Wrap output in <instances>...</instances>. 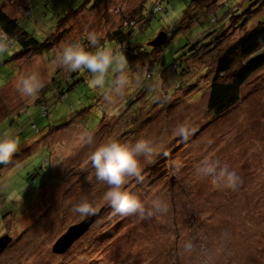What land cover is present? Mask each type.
Returning <instances> with one entry per match:
<instances>
[{"label": "rangeland", "instance_id": "rangeland-1", "mask_svg": "<svg viewBox=\"0 0 264 264\" xmlns=\"http://www.w3.org/2000/svg\"><path fill=\"white\" fill-rule=\"evenodd\" d=\"M139 1L142 0H112L111 13L101 15V7L91 17L84 15L76 20V32L68 39H86L88 31L102 37L106 28L112 29L118 23L121 11L127 14ZM156 1L159 0L143 1L144 14L149 15ZM84 2L0 0V6L9 16L17 18L23 29L43 42L61 16ZM220 3L224 0H217L209 11L218 20L212 25L206 19L209 13L206 6L196 7L190 0H161L163 11L154 14L150 27L139 36L146 43L147 38L155 39L163 30L173 35L164 46V66L156 68L166 69L163 87L157 72L141 83L143 92L134 100L137 108H144L140 112H150L149 121L138 127L135 137L117 140L128 146L147 140L154 148L151 157H137L142 179L128 177L122 186L144 204L143 214L115 213L104 199L108 185L96 179L95 169L89 163L95 148L116 140L120 130L111 129L105 137L97 135L92 143L87 140L85 145L81 139L86 140L88 135L82 131L68 128L63 132L51 131V126L77 121L87 132L97 130L102 113H96V101L93 102L96 98L89 85L82 92L78 89L72 94L75 100L69 97L50 105L49 116L44 118L35 97L23 96L17 85L22 77L33 73L43 84L52 67L40 60L26 65L15 61L11 57L21 48L16 43L7 45V51L0 53V134L12 131L19 141L16 153H20L16 155L20 161L13 168L0 172V237L11 238L0 255V264H264V67L247 80L238 103L229 111L219 118L207 115V86L212 71L205 74L202 62L211 58L213 49L208 48L221 38L219 33L228 25L222 26L229 22L228 17L220 20L227 10ZM258 6L255 3L249 7V0H244L238 7L235 14L242 13L239 21L246 19V29L264 19V7L258 9ZM191 17L196 19V24H177ZM238 35L237 31L231 33L220 41V46L228 45ZM3 43L5 38L0 35V44ZM66 44V41L60 42L58 54ZM46 57L42 60L47 61ZM197 57L198 60L194 59ZM182 70L188 73L179 82L171 78L179 76ZM141 74V71L135 72V79H141ZM112 79L114 75L108 81L111 83ZM128 91L117 96L118 105ZM104 101L107 104L106 98ZM113 124L116 125L115 120ZM180 125L190 129L187 140L177 135ZM62 134L66 138L75 134L77 140L72 145L75 150L81 148V152L65 159L58 146L52 157L56 162L50 168L49 150L58 142L52 141ZM27 143L40 146L30 148L26 155L22 150ZM205 159L217 167L228 165L235 170L240 177L238 186L235 189L212 186L199 172ZM73 166L80 170H73ZM78 172L82 175L76 180ZM154 174L159 178L154 180ZM83 199L93 204V215L98 217L73 240L65 253L54 254L53 244L69 227L93 216L74 212V207ZM154 200L163 202L167 211L152 209ZM148 210L153 214L148 215ZM187 245H191L189 251H186Z\"/></svg>", "mask_w": 264, "mask_h": 264}, {"label": "trees", "instance_id": "trees-1", "mask_svg": "<svg viewBox=\"0 0 264 264\" xmlns=\"http://www.w3.org/2000/svg\"><path fill=\"white\" fill-rule=\"evenodd\" d=\"M84 1L85 2L77 9L67 11L57 20L53 32L43 42H40L37 38H35L33 33H30L23 29L20 23H18L17 18L9 16L7 13H5L3 6H0V35L2 36V38H5V43L3 44L10 45L12 43H16L21 47L20 51L15 52L11 57L15 61H20L21 63H23V65H26L30 64L32 60H40L52 67V71L51 73H49L48 79L42 84L43 86L38 92L39 96L38 94L35 96V104L41 107L42 117L47 118L49 116L50 105L56 102L58 103L68 100L69 97L71 98L72 94L78 89V91L82 92L83 87L89 85V89L93 91L92 96L93 98H96V100H93V102L96 101V103L94 102V105H97L96 113H102L101 122L97 126L96 131H94L95 128L91 132L85 131L82 126H79L81 124L78 121L73 124L67 122L60 126H51V131L53 129H57L56 131L63 132L66 128H68V130L70 129V131H82L81 133L86 134V136L91 135L92 138H95L97 135L103 138L105 137V135L109 134V131L111 129H118L120 131L116 134V141L118 140V138H121L122 141H125L126 137H135L139 132L138 127L146 124V120L149 121L148 118L150 116V112L148 110L144 113L140 112L139 110L144 108H137L134 105V100H136V96L139 97L143 92L144 87L141 86V83L144 84V82L148 79H151L154 74H158L157 72H160L159 75L161 76L160 80L162 84L160 87H163L164 83L162 79L165 78L164 72L166 69L159 68L157 70L156 68L160 65L164 66V46L168 43L173 35L171 33L170 35L168 32L161 29L166 34V38L157 47H152L149 45V43L154 39L153 37L147 38V44L143 42V39H141V37H139L142 36L143 32L150 27V22L155 17L154 14L162 10L160 6L161 0L154 3V6L149 15H146L143 12L144 0H142L141 2L139 1V3L135 5V7H133L131 11H129L127 14L125 13L126 15L122 11L120 12V14L118 15V23H115L114 28H106L104 30L103 34L101 35L102 37H99L100 44L106 45L108 42H112L114 44H111L113 45V48L119 52H122L126 56V59L128 61V67L126 69L128 84L125 87L124 92L128 90L132 91L131 89L133 87L134 89L135 87H137L135 91L133 89L132 92L129 93L128 91L125 96H122L118 105V95H115L113 93L111 94V99H107L105 91L91 86L90 73H88L87 71H77L69 73L66 69L58 66L57 64L56 58L59 55L58 48L61 41H66L67 43L81 42L87 50L94 51L93 46H91L87 39H85L84 37H80L77 39H68L69 35H71L72 32H76V28L74 27L76 20L82 18L84 15L91 17L92 14H94L96 11L98 12L99 8L101 7L102 12L100 14L103 16L108 15V12H112L109 8L112 0ZM89 1L90 3L87 4ZM229 1L230 0H224V3H220V6H226L227 8V10L223 12L224 16L220 20L226 17H228L229 19V22L224 24L222 27L226 25L228 26L224 27L223 30L219 33V37L221 38L208 48L213 49V52L210 56L211 58L205 59L204 62H202L205 64V74L212 71V75L207 86L208 94L206 100V113L207 115L213 116V118L221 117L236 103H238L240 99V91L244 84L254 73L258 72V70L264 67V19L255 23L251 28L246 29L244 26L246 19H242L241 21H239V17L242 13L238 15L235 14L238 10V7L244 0H234L235 3L232 4H230ZM215 2H217V0H190V3H192L196 7L206 6L205 8L206 10H208V12L211 11L210 9ZM255 3L259 4L258 9L264 7V0H253L251 2L249 0V7L251 6V4ZM25 11L26 14L29 13L27 9ZM246 12L248 14L250 13V11ZM210 14H213L212 17H210ZM206 19L207 21H209V23L211 22L212 25H215L218 21L213 12H209ZM192 22L196 24V19H193L191 17V19L184 18L177 24L188 25ZM233 30L234 32L237 31V33H239L236 39H234L224 47L220 46V41H223L231 33H234ZM192 46L194 47V44ZM44 55L47 56V61L42 60V57ZM194 59L198 60L199 58L197 57ZM55 63L57 64V66H54ZM137 71L142 72L141 79L139 80H136L134 77V74ZM187 73L188 72L182 70L179 76H173L171 78L179 82L181 78H183ZM197 74H200V72H197ZM130 76L132 77L131 80ZM107 85L110 87L111 83L107 81ZM48 91L50 93L47 95L46 92ZM96 92H99V94H97ZM80 95L82 96V94ZM167 95L168 93L165 95V98L168 97ZM105 98L107 99V104L104 101ZM72 99L75 100L74 97H72ZM20 110H22V108H20ZM20 113L21 112H17L16 114L20 115ZM77 115L78 114H75L74 116ZM112 120H115L116 125H112ZM14 122L16 123V119H14ZM72 125H75L76 127L74 128L72 127ZM67 134H69V132ZM62 136L64 135L62 134L60 135V137H57L56 139L53 138L54 140L52 139V143H55L57 141L58 142L54 144L55 148H52L50 146V168L53 167L52 163L56 162V159H53L52 157H54L56 149L57 151L59 150L58 146L62 149L63 154H65V159H67L69 155H75L77 151L79 153L81 149L80 148L79 150H75V146L72 145V143L77 140L75 134L67 138ZM75 137L76 139H74ZM84 139H81V141L83 140L82 144L87 143V139ZM37 146H40V144L37 145L36 143H27L22 152L24 151V153H26L27 155L28 151H31L30 148ZM71 151H73V153L70 154L69 152ZM18 154L20 153L15 152L14 156ZM18 157L19 156L11 157V159L6 163L0 162V172L6 170L7 168H13L20 161H17L18 159H20ZM90 162L91 161H89V163ZM72 169L75 171L80 170L78 166H73ZM80 173L81 172H78L76 174V180L80 175H82V173ZM37 174L39 175V173ZM153 176L154 180L156 177L159 178V175L154 174ZM56 177L60 181L61 178H59L58 176ZM46 184L43 186H47ZM204 196L209 199L208 195ZM205 197L204 202L206 201ZM199 225H202V223H200Z\"/></svg>", "mask_w": 264, "mask_h": 264}, {"label": "clouds", "instance_id": "clouds-1", "mask_svg": "<svg viewBox=\"0 0 264 264\" xmlns=\"http://www.w3.org/2000/svg\"><path fill=\"white\" fill-rule=\"evenodd\" d=\"M86 39L93 46L94 51L87 50L81 42L67 43L56 58L58 66L65 68L69 73L77 71L90 73L91 86L105 91L107 99H111L113 93L122 95L128 84L126 56L111 45L100 44L99 36L95 31L86 32ZM5 51H7V44H0V53ZM113 75L114 79L109 87L107 81ZM42 86L37 75L33 73L22 77L17 89L23 96L34 98ZM176 131L177 135L185 140L190 135V129L186 125H180ZM92 139V136L88 135L89 143H92ZM18 146L19 141L12 131L0 134V162H8L18 150ZM153 152L154 148L147 140H139L132 146L111 140L99 144L91 153L90 161L95 169V177L108 185L104 199L115 213L128 215L145 212L144 204L136 196L125 191L122 186L128 177L142 179L137 157L139 155L151 157ZM199 172L217 188L235 189L240 183V177L235 170L228 165L217 167L207 159L202 161ZM152 209L156 212H166L167 206L159 200H154ZM73 210L81 216L95 213V207L87 199H83ZM152 214V210H148V215ZM190 248L191 245H187L186 251Z\"/></svg>", "mask_w": 264, "mask_h": 264}, {"label": "water", "instance_id": "water-1", "mask_svg": "<svg viewBox=\"0 0 264 264\" xmlns=\"http://www.w3.org/2000/svg\"><path fill=\"white\" fill-rule=\"evenodd\" d=\"M200 1H208V0H200ZM166 38V34L164 32H160L155 39H153L149 45L152 47L159 46L164 39ZM98 215H93L91 217L85 218L78 224H74L73 226L69 227L66 233L61 236L59 239L52 246V252L54 254H63L65 253L68 248L71 246V243L75 238H78L81 234H83L88 227L95 221ZM11 242V238L8 235H2L0 237V255L3 251H5L8 245Z\"/></svg>", "mask_w": 264, "mask_h": 264}]
</instances>
